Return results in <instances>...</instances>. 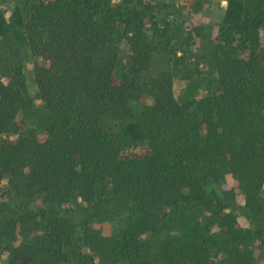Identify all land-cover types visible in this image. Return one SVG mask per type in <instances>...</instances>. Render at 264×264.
I'll return each mask as SVG.
<instances>
[{
	"label": "trees",
	"instance_id": "16d2710c",
	"mask_svg": "<svg viewBox=\"0 0 264 264\" xmlns=\"http://www.w3.org/2000/svg\"><path fill=\"white\" fill-rule=\"evenodd\" d=\"M224 1L0 0V264H264V0Z\"/></svg>",
	"mask_w": 264,
	"mask_h": 264
},
{
	"label": "rangeland",
	"instance_id": "374dc122",
	"mask_svg": "<svg viewBox=\"0 0 264 264\" xmlns=\"http://www.w3.org/2000/svg\"><path fill=\"white\" fill-rule=\"evenodd\" d=\"M221 4H225V1L224 0H221ZM32 74V64H30V62L28 63L27 65V68H26V75H27V79H29V76ZM31 82V81H30ZM181 85V84H180ZM30 88H34L33 87V84H30ZM32 92H34V90H32Z\"/></svg>",
	"mask_w": 264,
	"mask_h": 264
}]
</instances>
